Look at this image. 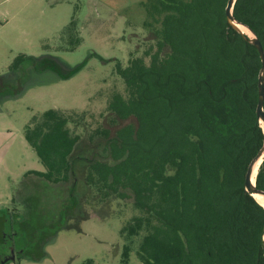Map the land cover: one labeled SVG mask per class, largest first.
<instances>
[{"label": "trees", "instance_id": "trees-1", "mask_svg": "<svg viewBox=\"0 0 264 264\" xmlns=\"http://www.w3.org/2000/svg\"><path fill=\"white\" fill-rule=\"evenodd\" d=\"M226 3L154 0L145 26L158 25L155 44L124 68L116 65L124 93L114 91L106 105L112 120L134 123L112 136L96 128L89 145L100 143L89 158L80 153L82 138L69 129L77 124L64 110L33 118L23 133L45 168L25 176L52 185L73 180L60 217L71 216L79 203L80 174L99 204L131 203L140 215L121 233H144L141 264H264V208L244 191L245 172L264 144L256 115L261 62L255 47L227 25ZM232 14L264 50V0H235ZM255 185L264 192V159ZM24 221L22 241L35 235L33 248L44 246L45 235ZM129 252L124 247V264Z\"/></svg>", "mask_w": 264, "mask_h": 264}, {"label": "rangeland", "instance_id": "rangeland-1", "mask_svg": "<svg viewBox=\"0 0 264 264\" xmlns=\"http://www.w3.org/2000/svg\"><path fill=\"white\" fill-rule=\"evenodd\" d=\"M153 4L154 0H0V217L11 222L13 211L21 215L29 204V229L47 238L41 259L22 258L12 264H124V247L130 249L126 264H141L137 251L144 233L134 238L121 233L123 225L140 215L131 203L99 204L80 174L79 203L71 216L60 217L69 205L73 180L52 185L25 176L44 173L45 168L23 133L33 118L64 110L77 124L69 129L82 138L80 153L89 158L100 143L89 145L87 136L96 128L112 136L134 123L132 118L112 120L106 105L114 91L124 93L116 65L124 68L155 44L158 25L145 26L152 21L148 9ZM71 22L74 26L69 28ZM20 56L24 59L18 61ZM35 240V235L27 237L28 251L35 250Z\"/></svg>", "mask_w": 264, "mask_h": 264}, {"label": "water", "instance_id": "water-1", "mask_svg": "<svg viewBox=\"0 0 264 264\" xmlns=\"http://www.w3.org/2000/svg\"><path fill=\"white\" fill-rule=\"evenodd\" d=\"M234 2H235V0H227L226 6H225V15H226L225 19H226L227 25L230 28H232L234 31H236L239 35H241L245 41H247L249 44H251L253 47H255V49L257 50V53L259 55V59L261 62V69L259 70V75H258V103H256V115L258 118V123L260 124V122H262L264 124V114H263V103H264V89H263V86H264V52L263 51L264 50L262 49L260 41L254 35V33L251 30H249L247 27L243 26V24L234 20V18L232 17L233 16L232 9H233ZM237 25H241V26H243V28L247 29L251 33V37L249 38L246 35H244L243 31L240 30L237 27ZM260 128H261V126H260ZM263 134H264V132H263ZM262 156H263V158L261 159ZM263 159H264V144H263L262 149L259 151V154L256 155L251 160V162L248 166L247 172H245V176H244V188H245L244 191L247 194H249L252 198H254L253 197L254 194L264 198V192L257 189L256 185H255V177H256L258 172L255 173L254 182L252 183V176H253V173L255 171V167H256L258 162L260 163L259 164V167H260ZM258 170H259V168H258ZM263 241H264V225H263Z\"/></svg>", "mask_w": 264, "mask_h": 264}, {"label": "flooded vegetation", "instance_id": "flooded-vegetation-1", "mask_svg": "<svg viewBox=\"0 0 264 264\" xmlns=\"http://www.w3.org/2000/svg\"><path fill=\"white\" fill-rule=\"evenodd\" d=\"M40 179V178H39ZM28 208L31 209L29 204H26L25 212L21 215L17 214V211H13L11 222H9L10 218L0 217V246L3 247V252H0V264H12L15 260L20 261L22 258L31 259H41V248L43 246L39 243L35 245L34 251H28V249L24 248L22 243V235H21V227L24 225V220L26 217V213ZM21 239V240H20ZM40 251V253H38ZM44 254V252H43Z\"/></svg>", "mask_w": 264, "mask_h": 264}, {"label": "bare ground", "instance_id": "bare-ground-1", "mask_svg": "<svg viewBox=\"0 0 264 264\" xmlns=\"http://www.w3.org/2000/svg\"><path fill=\"white\" fill-rule=\"evenodd\" d=\"M237 27L240 29V30H242L243 31V34L244 35H246L247 37H251V33L247 30V29H245V28H243V26H241V25H237ZM260 126H261V128H262V130H263V132H264V124L262 123V122H260ZM263 158V156L261 157V159ZM259 162L257 163V165H256V167H255V171H254V173H253V176H252V183L254 182V177H255V173H257L258 172V168H259ZM253 197H254V199H255V202L257 203V204H259L260 206H262V207H264V198L263 197H261V196H258V195H253Z\"/></svg>", "mask_w": 264, "mask_h": 264}]
</instances>
